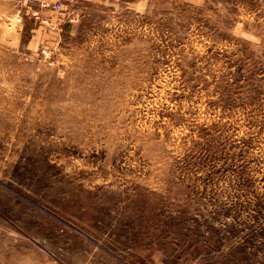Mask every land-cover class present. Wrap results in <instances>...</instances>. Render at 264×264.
<instances>
[{
  "label": "rangeland",
  "instance_id": "rangeland-1",
  "mask_svg": "<svg viewBox=\"0 0 264 264\" xmlns=\"http://www.w3.org/2000/svg\"><path fill=\"white\" fill-rule=\"evenodd\" d=\"M0 264H264V0H0Z\"/></svg>",
  "mask_w": 264,
  "mask_h": 264
},
{
  "label": "crops",
  "instance_id": "crops-1",
  "mask_svg": "<svg viewBox=\"0 0 264 264\" xmlns=\"http://www.w3.org/2000/svg\"><path fill=\"white\" fill-rule=\"evenodd\" d=\"M22 3H24V4H28L29 3V1L30 0H20ZM33 1V0H32ZM36 1H38V2H42V1H46V0H36Z\"/></svg>",
  "mask_w": 264,
  "mask_h": 264
},
{
  "label": "built area",
  "instance_id": "built-area-1",
  "mask_svg": "<svg viewBox=\"0 0 264 264\" xmlns=\"http://www.w3.org/2000/svg\"><path fill=\"white\" fill-rule=\"evenodd\" d=\"M53 7L55 9H60V3L56 2L55 4H53Z\"/></svg>",
  "mask_w": 264,
  "mask_h": 264
}]
</instances>
